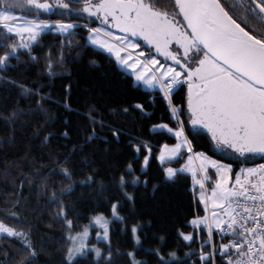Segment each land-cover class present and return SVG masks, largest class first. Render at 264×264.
Listing matches in <instances>:
<instances>
[{"label": "trees", "instance_id": "1", "mask_svg": "<svg viewBox=\"0 0 264 264\" xmlns=\"http://www.w3.org/2000/svg\"><path fill=\"white\" fill-rule=\"evenodd\" d=\"M172 4L173 0H159L162 11H171ZM86 33L78 32L73 38L75 43L65 52L62 45L68 41L49 30L34 46L32 55L36 61L21 50L20 60L12 61L15 68L0 72V220L26 237L0 238V247L11 254L31 243L38 253L36 264H61L70 247L65 242L70 232L79 233L95 216L103 215L110 222L109 240L92 242L102 253H109L110 248L111 264H159L157 251L165 259L175 253L187 264H202L198 254L207 236L190 224L192 219L205 215L204 205L198 200L200 190L193 188L192 177L187 173H180L177 180L166 179V165L158 162L157 155L163 144L174 143L175 138L168 132L154 131L153 127L160 123L180 127L171 109L182 107L185 114L180 119L194 152L235 163V170L243 163L222 157L207 132H192L187 118V86L178 88L171 100L163 97L161 91L145 90L118 67L113 57L85 44L82 37ZM49 56L55 68L52 76L48 75ZM25 89L38 91L39 95L26 97L22 94ZM47 96L51 100H40ZM37 100L42 105L39 109ZM13 112L34 115L13 119ZM90 112L95 121L103 123V128L88 118ZM114 132L119 134L118 139ZM89 136L93 139L89 140ZM147 148H151L150 162L144 169ZM263 160L255 156L245 164ZM33 164L35 167H31ZM129 166L132 173L128 172ZM65 169L72 176L71 181L58 174ZM121 177L129 182L123 189ZM90 179L95 183L89 184ZM133 180L137 181L135 185L130 183ZM69 189H74L72 195H60ZM52 192L57 194L60 205L49 206ZM18 198L19 204L14 208L13 202ZM113 204L118 205L117 215L123 223L113 217ZM61 205L69 213L67 219L73 221L71 230L66 221L58 219ZM13 212L22 223L5 218ZM133 227L138 229L139 243ZM181 234H193V241H184ZM219 244L217 238L216 246ZM203 251H209V247ZM191 253L197 255H188ZM22 259L26 257H18L17 264ZM95 259L94 255L89 256L81 264H91ZM104 260L107 264L108 256ZM216 260L219 264V257ZM0 264H7L3 254Z\"/></svg>", "mask_w": 264, "mask_h": 264}, {"label": "snow or ice", "instance_id": "2", "mask_svg": "<svg viewBox=\"0 0 264 264\" xmlns=\"http://www.w3.org/2000/svg\"><path fill=\"white\" fill-rule=\"evenodd\" d=\"M45 15H56L61 20L46 22L42 18ZM64 19H82L85 23H65ZM96 24L99 26H93ZM53 29L68 41L62 45L65 52L75 43L73 38L78 32L89 33L82 37L85 44L90 42L103 49L138 84L158 88L169 100L174 90L186 85L187 118L195 135H200L201 129L206 130L221 156L233 162L245 163L256 155L264 158V0H173L171 11L160 10L159 0H0V53H3L0 72L15 68L12 61L20 60L21 50L36 61L32 55L34 46ZM11 40L15 42L9 43ZM63 55L60 53L61 62ZM47 67L48 75H54L50 56ZM22 94L30 97L38 96L39 92L25 89ZM40 100H51V96ZM36 103L38 109L42 107L39 100ZM136 107L142 109L140 105ZM171 111L180 127L176 130L167 124L159 127L173 133L179 142L163 145L158 156L161 165L180 163L182 149L193 152V144L184 132V121L180 119L185 114L183 108L172 107ZM25 115L34 112H13L12 118ZM88 118L94 125L104 127L91 112ZM113 134L119 138L118 133ZM147 152L150 155L151 148ZM144 166H148L147 156ZM210 169L214 170L212 174ZM132 171L129 166L128 172ZM163 171L169 181L177 180L180 173L191 172L199 185L198 200L206 214L192 219L190 224L207 236L198 254L202 264H217V257L219 264H264V163L234 173L232 164L199 152L188 155L182 168L165 167ZM58 174L72 179L67 169ZM88 183L95 181L90 179ZM126 183L129 182L121 177V189ZM130 183L135 185L137 181ZM73 192L74 189H69L60 195L70 196ZM19 199L13 202L14 208ZM127 199L131 201L132 197ZM60 204L57 194L52 192L49 206ZM117 208L118 205H111L113 217L123 223ZM68 214L61 205L58 219L66 221L71 230L73 221L67 219ZM5 218L22 223L14 212ZM93 223L103 231L97 240L107 242L110 222L97 215ZM137 231L132 228L139 243ZM89 235V227H84L76 235L66 237L65 242L71 246L65 250L61 264H81L92 255L96 259L91 264H105L104 256H108L107 264H111L110 248L109 253L88 248ZM181 235L184 241H193L192 234ZM214 236L220 239L219 247ZM3 237L26 239L22 232L0 222V238ZM206 246L209 251L204 252ZM0 254L7 257V264H17L18 257H26L21 264H36L38 256L31 243L21 245L11 254L0 247ZM155 255L159 264H187L175 253H170L168 259L158 251Z\"/></svg>", "mask_w": 264, "mask_h": 264}, {"label": "rangeland", "instance_id": "3", "mask_svg": "<svg viewBox=\"0 0 264 264\" xmlns=\"http://www.w3.org/2000/svg\"><path fill=\"white\" fill-rule=\"evenodd\" d=\"M21 13L20 12H17V15H20ZM31 18V17H30ZM44 19V18H43ZM59 20H61V19H58V18H54V19H49V22H53V21H59ZM62 22H65V23H68V22H77V23H80L79 21H69V20H63ZM83 23H85V22H83ZM83 23H81V24H83ZM93 26H99L98 24H96V25H93ZM54 30V29H53ZM115 31V30H114ZM89 35V33H86V36H88ZM88 44H90V45H92L90 42H88ZM93 47H95V48H97V49H99V50H102V51H104L103 49H100L99 47H97V46H95V45H92ZM105 52V51H104ZM108 54V53H107ZM109 55V54H108ZM114 58V57H113ZM161 63H164V61L163 60H161ZM118 65V64H117ZM118 67L120 68V66L118 65ZM120 69H122V68H120ZM123 70V69H122ZM126 73H128V72H126ZM129 74V73H128ZM133 77V76H132ZM133 79H134V83L136 84V85H140L142 88H144L145 90H152V91H160L158 88L157 89H151V88H148L147 86H145V85H143L142 83H137L136 81H135V78L133 77ZM163 124H167L169 127H171V128H173L174 130H176V129H178L179 127H173V126H171L170 124H168V123H160V124H157V125H155L154 127H153V130L154 131H165V132H167V130L166 129H162V128H160L159 126L160 125H163ZM191 124V123H190ZM192 127V126H191ZM202 131H205L206 132V130H203V129H201ZM170 135H172L173 137H174V135H173V133H169ZM209 136H210V134H209ZM175 138V137H174ZM179 142V140L177 139V138H175V142L174 143H171V144H168V143H165V144H168L169 146H173L175 143H178ZM164 145V144H163ZM163 145L161 146V148H160V150H162V147H163ZM160 150H159V152H160ZM197 153H199V152H192V153H186L183 149H182V157H181V159H182V162L179 164V165H175V166H172V165H166L165 167H174V168H182L183 166H184V164L185 163H187V158H188V155H195V154H197ZM206 154V153H205ZM206 155H208V154H206ZM158 156H159V153H158V155H157V160H158ZM211 159H214V160H218V161H220V162H222V163H230V164H232V167H233V171H234V173H238L239 172V170H240V168H248V167H257L259 164H262V163H264V160L263 161H260V162H258V163H254V164H245V163H243V164H240L239 165V168H237V170H235V163H231V162H228V161H226V160H221V159H219V158H215V157H213V156H210V155H208ZM147 157H148V164H149V162H150V155L148 154L147 155ZM256 157H259V158H261V156L260 155H256ZM158 162H159V160H158ZM160 163V162H159ZM148 167V166H147ZM147 167H145L144 166V164H143V168L144 169H146ZM209 172H210V174H212L213 172H214V170H212V169H210L209 170ZM183 173H187V174H189L191 177H192V180H193V188H199V185H197L195 182H194V179H193V176H192V173L191 172H183ZM197 178H199V177H197ZM215 179V177L213 176V180ZM207 187H210V185H206V188ZM198 195V197H199V193L197 194ZM206 214V213H205ZM107 219V218H106ZM108 220V219H107ZM109 221V220H108ZM0 222H3V221H1L0 220ZM3 223H5V222H3ZM7 226H9V227H13V226H11V225H9L8 223H5ZM89 227V232H90V235H89V238H88V248H94V249H99L100 250V248L98 247V245L96 244V243H93L92 241L93 240H96V241H98L97 240V236L98 235H100V236H102L103 235V231H102V229H100L99 228V226L98 225H95L94 223H93V221L91 222V224L88 226ZM13 228H15V227H13ZM109 229H110V225H109ZM17 230V229H16ZM18 231V230H17ZM20 232V231H19ZM77 233H73V232H70V234L69 235H76ZM185 235H187V234H185ZM193 235V234H192ZM109 236H110V232H109ZM135 236H137V233H136V235ZM71 246V245H70ZM101 251V250H100ZM102 252V251H101ZM136 264H138V262H136Z\"/></svg>", "mask_w": 264, "mask_h": 264}, {"label": "built area", "instance_id": "4", "mask_svg": "<svg viewBox=\"0 0 264 264\" xmlns=\"http://www.w3.org/2000/svg\"><path fill=\"white\" fill-rule=\"evenodd\" d=\"M182 86H184V85H182ZM180 87H181V86H180ZM180 87H179V88H180ZM176 90H177V89H176ZM176 90H174V91H176ZM162 94H163V93H162ZM167 99H168V98H167ZM168 100H169V99H168ZM217 238L219 239L218 236H217ZM217 238H216V236H214V242H215V244H216V239H217ZM219 240H220V239H219ZM225 242H227V241H225Z\"/></svg>", "mask_w": 264, "mask_h": 264}, {"label": "flooded vegetation", "instance_id": "5", "mask_svg": "<svg viewBox=\"0 0 264 264\" xmlns=\"http://www.w3.org/2000/svg\"><path fill=\"white\" fill-rule=\"evenodd\" d=\"M49 2H53V0H49ZM55 17H57V16L56 15H51L50 17L48 16V18H55Z\"/></svg>", "mask_w": 264, "mask_h": 264}]
</instances>
